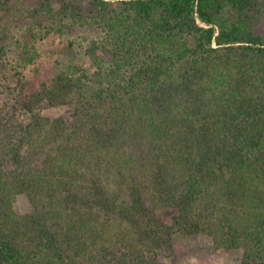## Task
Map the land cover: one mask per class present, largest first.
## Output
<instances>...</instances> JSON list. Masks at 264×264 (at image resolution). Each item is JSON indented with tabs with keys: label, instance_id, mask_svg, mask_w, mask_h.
<instances>
[{
	"label": "trees",
	"instance_id": "trees-1",
	"mask_svg": "<svg viewBox=\"0 0 264 264\" xmlns=\"http://www.w3.org/2000/svg\"><path fill=\"white\" fill-rule=\"evenodd\" d=\"M11 1L0 0V19ZM253 1L64 5L103 32L88 48L95 70H61L34 91L20 74L4 86L17 97L10 126L0 115V264H154L176 232L264 264V36ZM57 105L70 116L42 115Z\"/></svg>",
	"mask_w": 264,
	"mask_h": 264
},
{
	"label": "rangeland",
	"instance_id": "rangeland-1",
	"mask_svg": "<svg viewBox=\"0 0 264 264\" xmlns=\"http://www.w3.org/2000/svg\"><path fill=\"white\" fill-rule=\"evenodd\" d=\"M75 1L86 6L90 0H12L10 10L0 19V48L4 50L1 60L5 63L0 69V115L6 125L10 126L8 114L17 96L4 86L15 87L18 74L27 81V89L34 91L61 70L74 66L88 73L95 70L96 54L88 48L90 41L102 37L103 32L88 22V12L82 21L73 20L70 9L62 12L66 3L72 6ZM248 13L257 34L264 36V0L251 2ZM71 112L69 105L42 109V115L51 119L68 118ZM18 114L23 118L22 111ZM15 207L22 213L30 210L26 194L17 195ZM171 216L170 211L164 212V221L170 223ZM243 258L242 248L194 247L189 237L176 232L171 249L161 253L154 264H242Z\"/></svg>",
	"mask_w": 264,
	"mask_h": 264
}]
</instances>
